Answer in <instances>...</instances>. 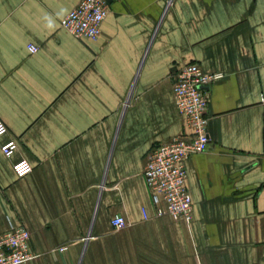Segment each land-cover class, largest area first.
<instances>
[{"label":"crops","instance_id":"crops-1","mask_svg":"<svg viewBox=\"0 0 264 264\" xmlns=\"http://www.w3.org/2000/svg\"><path fill=\"white\" fill-rule=\"evenodd\" d=\"M79 2L0 0V233L28 227L22 264H264V0H111L97 40L62 26ZM190 62L223 73L187 159L193 219L146 220L149 152L192 133L174 97Z\"/></svg>","mask_w":264,"mask_h":264},{"label":"built area","instance_id":"built-area-1","mask_svg":"<svg viewBox=\"0 0 264 264\" xmlns=\"http://www.w3.org/2000/svg\"><path fill=\"white\" fill-rule=\"evenodd\" d=\"M111 0H80L61 20L62 26L76 37L97 40L102 33V25L110 12ZM39 45L29 44V49L38 51ZM223 73H208L198 62L183 65L174 86L175 102L186 117L192 129L189 139L175 137L169 142L155 145L149 152L145 168V178L155 212L150 214L144 208V218L170 215L175 219L191 222L194 201L187 186L188 157L208 148L209 85L222 78ZM8 125L0 119V139L8 133ZM19 148L16 138H9L1 143L6 157H13ZM17 176L23 177L33 170V164L27 158L13 163ZM115 227L129 224L123 215L112 219ZM63 246L61 249H65ZM35 257L31 232L24 224L17 225L0 233V264H22Z\"/></svg>","mask_w":264,"mask_h":264}]
</instances>
